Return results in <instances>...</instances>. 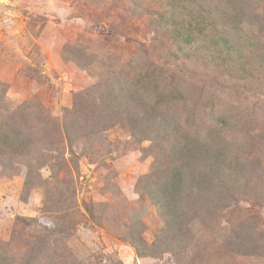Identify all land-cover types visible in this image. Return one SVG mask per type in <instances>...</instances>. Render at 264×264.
Returning a JSON list of instances; mask_svg holds the SVG:
<instances>
[{"label": "rangeland", "instance_id": "1", "mask_svg": "<svg viewBox=\"0 0 264 264\" xmlns=\"http://www.w3.org/2000/svg\"><path fill=\"white\" fill-rule=\"evenodd\" d=\"M169 1L0 0V126L27 144L0 147V264H264V72L253 60L232 78L202 58L161 67L171 46L155 26L174 14ZM246 6L264 44V0ZM155 66L178 76L167 87L181 85L171 89L182 92L180 104L165 100L176 121L191 109L205 122L212 114L216 128L214 118L226 117L216 132L250 179L232 203L220 196L218 216L199 211L195 220L184 207L193 221L179 244L161 234L160 212L141 196L164 172L163 156L130 136L125 102H114L121 111L109 105ZM190 66L207 74L201 89ZM132 235L154 245L152 255Z\"/></svg>", "mask_w": 264, "mask_h": 264}, {"label": "trees", "instance_id": "2", "mask_svg": "<svg viewBox=\"0 0 264 264\" xmlns=\"http://www.w3.org/2000/svg\"><path fill=\"white\" fill-rule=\"evenodd\" d=\"M249 1L251 0H170L174 14L161 17L155 26L171 46L163 54L168 59L167 63L163 66L161 62L160 66L171 70L176 64L185 65L184 62L188 60L208 59L213 63L215 76L232 78L236 73L245 75L250 72V61L253 60L254 65L264 72V44H260L258 38L261 31L256 30L259 22L254 16L247 15V11L242 8L247 7ZM191 5L195 9H190ZM250 24H257L254 25L255 32L252 31L254 26ZM160 66L148 67L136 73L129 90H115L113 95L120 98L112 97L109 105L113 104L121 111L123 103L114 102H125V108L131 109L128 120L130 136L136 141H150L152 148L158 147L156 155L163 156L166 164L164 172L156 175V179L148 184L141 196L148 197L160 212V219L163 221L161 234L173 232L176 236L172 237L176 241L174 244H179L178 237L182 238L187 233L186 227L193 221H184V207L188 211L196 210L195 220H198L199 211L206 216H218L224 211L220 196L232 203L247 193L250 186L247 180L250 179L241 171L242 166L238 168L237 164H233L227 145L222 142L221 133L216 132L227 125L225 116L214 118L220 123V127L216 128L211 123L212 114L209 122H205V118L201 117V113H204L202 110L198 113L194 109L187 111L185 116H181L182 121H176L168 113L170 108L167 103L173 99L180 104L174 98L182 93L171 89L181 85L176 84L169 89L167 86L178 76L172 75L175 72L164 76ZM189 69L200 81L199 89L204 87L207 74L195 72L191 66ZM216 78L218 77L212 79ZM100 99L102 104H108L103 98ZM149 100L156 108L146 105ZM165 100H168L167 103ZM182 107L187 109V106ZM125 108L122 112L124 114ZM21 136L19 131L17 134L16 131L0 126V147L26 149L27 144L21 142ZM182 201H187L188 204ZM197 203L206 204V208L196 207ZM130 237L136 250L143 251V248L152 255L154 245H146L140 236ZM157 240L162 247L161 237ZM170 242L173 244L172 240Z\"/></svg>", "mask_w": 264, "mask_h": 264}]
</instances>
